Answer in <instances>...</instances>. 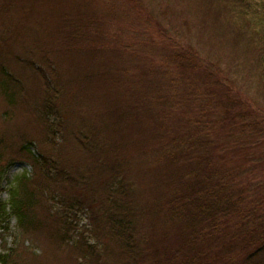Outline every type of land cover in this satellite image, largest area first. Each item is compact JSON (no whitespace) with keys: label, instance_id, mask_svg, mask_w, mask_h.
Segmentation results:
<instances>
[{"label":"rangeland","instance_id":"1","mask_svg":"<svg viewBox=\"0 0 264 264\" xmlns=\"http://www.w3.org/2000/svg\"><path fill=\"white\" fill-rule=\"evenodd\" d=\"M238 1L247 6L241 9L244 15L232 13L236 6L232 0H0V70L5 65L24 90L17 104L9 107L0 84V165L23 160L9 169L1 199H11L21 175L42 176L37 165L22 157L20 147L28 141L35 142L36 154L43 151L72 170L82 169L88 180L87 186H65L59 196L48 192L47 201L35 206L39 220L50 209V219L57 217L59 221H53L58 225L32 231L21 229L16 218L0 220L1 255L17 249L11 258L14 264H86L77 247L83 240L102 254L108 245L103 263L118 264L119 253L110 243V228L101 213L108 205L105 182L119 184V179L129 195L114 199L127 201L136 212L135 235L146 251L139 264H172L162 261V252L188 248L182 228L163 209L164 198L170 197L177 181L167 176L173 167L163 153L165 141L187 133L191 124L196 126L194 119L204 121L201 113L211 110L208 101L217 93L216 98L233 91L264 114V67L258 66L253 53L258 45L256 29L264 42V22L256 28L251 22L256 14L264 18V0ZM241 16L247 18L245 24L237 23ZM78 18L90 28L68 24ZM189 50L199 58V68L186 57ZM179 52L185 57L182 74L177 72ZM261 52L263 62L264 47ZM46 79L58 93L53 92L57 98L50 111L51 120L58 123L52 129L58 131L55 138L46 130ZM81 127L93 133L101 144L99 151L83 150L74 134ZM222 133L218 129V142L226 141ZM246 133L252 136L243 146L246 154L227 161L237 177L244 170L249 174L251 168L264 167L257 161L264 156L262 139ZM243 134L235 131L229 138L243 139ZM252 156L253 163L245 164ZM100 163L103 168L97 169ZM238 163L244 166L239 169ZM179 166L178 175L188 170ZM257 171L249 175L256 177ZM63 209L67 223L61 218ZM58 227L65 241L54 237ZM200 245L207 250L206 259L226 253L221 242L203 240ZM151 250L155 259L149 256ZM256 258L237 264H264V253Z\"/></svg>","mask_w":264,"mask_h":264},{"label":"trees","instance_id":"2","mask_svg":"<svg viewBox=\"0 0 264 264\" xmlns=\"http://www.w3.org/2000/svg\"><path fill=\"white\" fill-rule=\"evenodd\" d=\"M232 3L236 5L235 8L232 7V9L234 8L232 13L244 15L241 9L247 8V6H244L238 0H232ZM23 10L25 11V7H23ZM246 20L245 16H241L237 23L245 24ZM76 22L82 26L83 30H85V25L86 29L90 28L89 24L79 18L73 19V22L69 21L68 24L77 28ZM251 22H254L255 26L263 23L264 18L256 14L255 19ZM2 25H5V22ZM237 29L239 32L241 27L238 26ZM7 30L9 29L7 28ZM256 30L258 44L256 50L260 57H258L257 52L253 53L256 62L259 63L258 66L263 68L264 61L262 62L263 55L261 51L264 42L260 41L262 37L257 35L258 30ZM190 53H193V56H190ZM175 57L180 60L177 72L181 73L180 69L185 57L182 52L175 54ZM186 57L196 68L200 67V60L192 50L187 52ZM1 67L0 84L3 86L2 90L8 106L14 107L17 104L18 96L24 93V90L19 80L7 71L5 65ZM45 81L47 95L44 99L43 109L48 121L46 130H49L55 138L58 131L52 129L57 127L58 123L51 120L54 114L50 116V111L57 96H53L55 89L49 85V79ZM54 93L58 95L57 92ZM211 94L209 93V95ZM216 95H212L213 98L208 101L212 105L211 110H207V114L201 113L204 121H201L200 118L194 119L196 126L190 122L191 129L187 133H184L180 138L177 135L170 137L164 143L163 153H165L167 162L173 167L171 170H167V176L174 183L177 181L170 197L164 198L166 203L163 209L171 218L170 220L176 223L177 227L182 228L181 235L188 247H183V249L179 247L173 251H169L170 248H167L162 252V261L167 259L172 264H176L175 262L177 264H195L196 261L200 264H211L212 261V264L221 262L222 264H237L242 259L248 262L254 261L256 257L264 253V167L259 166L258 171L251 168L252 172L249 174H254L257 171L256 177L250 176L247 170L240 172L239 177H237L236 171L234 169L228 170L227 166L228 160L235 161L246 154V151H243V146L247 144V138H252L251 135H246V131L253 132L254 136L260 137L258 141L260 142L262 139L264 143V118L260 116L262 113L257 112L254 105H250L242 99L241 95L233 91H226L221 94L222 97L218 96V98H216ZM217 105L222 107L219 108ZM222 113L225 116H222ZM214 115H217L218 118L214 119ZM218 129L228 138H226V141H217L216 133H218ZM235 131L244 132L243 139L235 138L232 140L229 138ZM74 134L83 146L84 151L93 153L101 149V144L96 137L93 138V133L88 129L81 127ZM2 141L3 138L0 139V164L3 158ZM34 143L33 141L26 142L20 147V152L23 154V158L29 159L30 164L37 165L36 169L39 168V173L42 176L31 178L27 174L21 175L16 181L19 186L14 190L12 189V193L10 192L11 199L7 201L1 199L2 193L6 191L3 184L6 175L11 167L23 160L9 161L5 166L0 165V220L9 222L10 218H16L21 229L32 231L33 229L48 228L50 223L58 225V222L54 223V221H59L57 217H52L54 221L50 219V209L48 210L49 214H45L42 220H39L36 213L33 212L36 205H39L40 202L42 204L44 200L47 201L48 192L54 191L59 196L65 186L79 187L78 185L87 186L88 184V180L83 179L82 169L72 170L66 167L61 160H55L43 151L37 150L38 153L36 154ZM254 159L252 156L245 164L253 163ZM257 161H261L264 165V156H262V159L257 158ZM179 163L188 168L180 175H178ZM243 166V164L238 163L239 169ZM99 168H103L102 163L97 165V169ZM113 172L117 173L118 170L113 169ZM245 174L248 175L244 176ZM246 177L247 183L244 182ZM120 182V179L119 184H116L115 180L105 182L104 190L109 192L106 198V201L108 199V205L105 206L106 210L101 213V217L109 225L110 243L117 248V256L118 253L120 256V259L117 258L118 264H139L140 260L146 258V251L135 235L137 233L135 229L136 212L127 201L114 199L115 195H129L127 188L122 187L123 184H120ZM55 201H58L57 197H55ZM63 203L58 204L62 206ZM78 204L81 205L80 202ZM46 206L47 202L45 208ZM70 207L72 205L69 204L68 208L70 209ZM45 211H47V208ZM65 216H67V213L63 209L61 218L67 223ZM178 231L180 232V230ZM58 232L60 235L56 232L54 237H57L58 240L62 237L65 241V235L59 227ZM218 235L221 236L216 239L211 238ZM203 240L205 243L211 241L213 245L221 242L226 253L217 255L215 259H206L205 252L207 250L200 245ZM238 242L241 243V246L238 245ZM77 247L81 248L80 252L84 263H107L104 262L103 255L110 252L108 245L104 251L105 254L99 253L98 247L89 241L81 240L77 243ZM238 250L239 252H236ZM15 253L0 254V263L14 264L11 263V258ZM149 256L156 258L155 252L152 253V250Z\"/></svg>","mask_w":264,"mask_h":264}]
</instances>
